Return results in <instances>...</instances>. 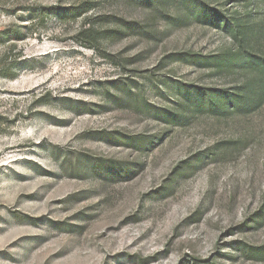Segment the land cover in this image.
Masks as SVG:
<instances>
[{
	"label": "rangeland",
	"instance_id": "obj_1",
	"mask_svg": "<svg viewBox=\"0 0 264 264\" xmlns=\"http://www.w3.org/2000/svg\"><path fill=\"white\" fill-rule=\"evenodd\" d=\"M235 20L264 0H0V264H264V106L207 98Z\"/></svg>",
	"mask_w": 264,
	"mask_h": 264
},
{
	"label": "trees",
	"instance_id": "obj_2",
	"mask_svg": "<svg viewBox=\"0 0 264 264\" xmlns=\"http://www.w3.org/2000/svg\"><path fill=\"white\" fill-rule=\"evenodd\" d=\"M87 12V11H86ZM232 36L239 45L238 51H230L224 59L212 58V64L217 63L231 70L237 68L242 73L243 85L238 91H224L208 93L207 98L211 108L218 112L230 110L231 114L245 115L260 110L264 106V29L261 37H257L255 25L247 21L238 20L231 24ZM264 28V21L262 23ZM86 29L81 33H88ZM92 33V32H91ZM88 34V40L97 42V34ZM106 35V33H104ZM107 39L113 38L111 35ZM89 49L96 50L95 45H88ZM234 56V57H231ZM207 60H211L207 58ZM232 65H235L231 67Z\"/></svg>",
	"mask_w": 264,
	"mask_h": 264
}]
</instances>
